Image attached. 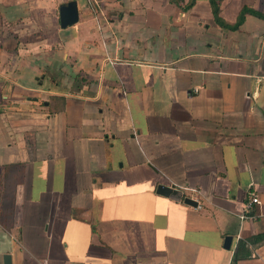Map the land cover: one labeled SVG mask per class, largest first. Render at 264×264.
Segmentation results:
<instances>
[{
    "label": "crops",
    "instance_id": "1",
    "mask_svg": "<svg viewBox=\"0 0 264 264\" xmlns=\"http://www.w3.org/2000/svg\"><path fill=\"white\" fill-rule=\"evenodd\" d=\"M245 7L264 17L219 15ZM263 233L264 18L0 0V264H264Z\"/></svg>",
    "mask_w": 264,
    "mask_h": 264
},
{
    "label": "trees",
    "instance_id": "2",
    "mask_svg": "<svg viewBox=\"0 0 264 264\" xmlns=\"http://www.w3.org/2000/svg\"><path fill=\"white\" fill-rule=\"evenodd\" d=\"M171 1H173L176 4H181V2H183V0H171ZM210 1H211V5L213 8V14L215 16L217 23L227 29L237 30L243 24L247 14H253L261 18H264L263 15L259 14L255 10L245 7L242 9L237 22L235 24H228V23H225L219 15V0H210ZM192 4H193V1L187 4L186 6H184L183 8L184 9L190 8ZM248 242L252 244H258V243L264 242V233L251 238ZM248 242L241 241L239 243L237 252L235 254V261H238L250 255V253L246 251V246Z\"/></svg>",
    "mask_w": 264,
    "mask_h": 264
},
{
    "label": "water",
    "instance_id": "3",
    "mask_svg": "<svg viewBox=\"0 0 264 264\" xmlns=\"http://www.w3.org/2000/svg\"><path fill=\"white\" fill-rule=\"evenodd\" d=\"M60 23L62 28H67L69 26H72L76 24L79 20V12H78V6L76 1H71L67 4H64L60 8ZM178 192L177 190H175ZM158 192L163 195H167L170 192V189L164 186H160L158 189ZM184 202L188 205H191L193 207L198 206V202H196L194 199L186 197ZM232 244V237H227L225 239V247L229 249ZM5 264H11V257L9 255H5L4 257Z\"/></svg>",
    "mask_w": 264,
    "mask_h": 264
},
{
    "label": "built area",
    "instance_id": "4",
    "mask_svg": "<svg viewBox=\"0 0 264 264\" xmlns=\"http://www.w3.org/2000/svg\"><path fill=\"white\" fill-rule=\"evenodd\" d=\"M258 203H259V198L252 197V199L246 205V211H245V215H243V218H247L249 213L253 211V206Z\"/></svg>",
    "mask_w": 264,
    "mask_h": 264
}]
</instances>
